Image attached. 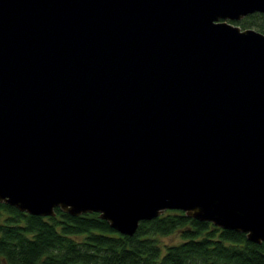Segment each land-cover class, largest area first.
<instances>
[{"label": "water", "instance_id": "1", "mask_svg": "<svg viewBox=\"0 0 264 264\" xmlns=\"http://www.w3.org/2000/svg\"><path fill=\"white\" fill-rule=\"evenodd\" d=\"M264 0H0V202L165 210L264 242Z\"/></svg>", "mask_w": 264, "mask_h": 264}, {"label": "trees", "instance_id": "2", "mask_svg": "<svg viewBox=\"0 0 264 264\" xmlns=\"http://www.w3.org/2000/svg\"><path fill=\"white\" fill-rule=\"evenodd\" d=\"M264 33V13L232 22ZM31 215L0 202V264H264V242L244 233L165 210L138 223L133 235L112 229L97 213ZM177 233L180 241L165 243Z\"/></svg>", "mask_w": 264, "mask_h": 264}, {"label": "rangeland", "instance_id": "3", "mask_svg": "<svg viewBox=\"0 0 264 264\" xmlns=\"http://www.w3.org/2000/svg\"><path fill=\"white\" fill-rule=\"evenodd\" d=\"M162 241L165 243H177L180 241V237L177 233H175V234H172L170 236L163 237Z\"/></svg>", "mask_w": 264, "mask_h": 264}]
</instances>
